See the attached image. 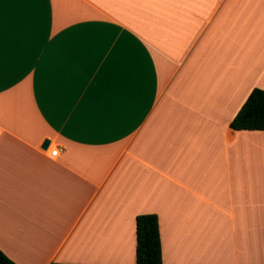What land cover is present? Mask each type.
<instances>
[{
    "label": "crops",
    "instance_id": "1",
    "mask_svg": "<svg viewBox=\"0 0 264 264\" xmlns=\"http://www.w3.org/2000/svg\"><path fill=\"white\" fill-rule=\"evenodd\" d=\"M255 88L264 0H0V250L136 264L155 214L162 264H264Z\"/></svg>",
    "mask_w": 264,
    "mask_h": 264
},
{
    "label": "trees",
    "instance_id": "2",
    "mask_svg": "<svg viewBox=\"0 0 264 264\" xmlns=\"http://www.w3.org/2000/svg\"><path fill=\"white\" fill-rule=\"evenodd\" d=\"M235 131H264V91L252 90L230 123ZM136 264H162L158 217L141 214L135 217ZM0 264H16L0 250ZM59 264V263H52Z\"/></svg>",
    "mask_w": 264,
    "mask_h": 264
},
{
    "label": "built area",
    "instance_id": "3",
    "mask_svg": "<svg viewBox=\"0 0 264 264\" xmlns=\"http://www.w3.org/2000/svg\"><path fill=\"white\" fill-rule=\"evenodd\" d=\"M57 155H58V150L57 149L52 150L51 153H50L51 157H56Z\"/></svg>",
    "mask_w": 264,
    "mask_h": 264
},
{
    "label": "water",
    "instance_id": "4",
    "mask_svg": "<svg viewBox=\"0 0 264 264\" xmlns=\"http://www.w3.org/2000/svg\"><path fill=\"white\" fill-rule=\"evenodd\" d=\"M47 142H45V144H46Z\"/></svg>",
    "mask_w": 264,
    "mask_h": 264
}]
</instances>
